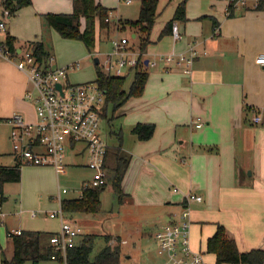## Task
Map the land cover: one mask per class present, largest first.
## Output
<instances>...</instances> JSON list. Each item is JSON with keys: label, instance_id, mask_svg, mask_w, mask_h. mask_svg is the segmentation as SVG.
<instances>
[{"label": "crops", "instance_id": "obj_1", "mask_svg": "<svg viewBox=\"0 0 264 264\" xmlns=\"http://www.w3.org/2000/svg\"><path fill=\"white\" fill-rule=\"evenodd\" d=\"M99 1L112 8L113 20L125 19L115 5L107 0ZM216 1H188L187 19L174 21L180 23L182 30V38L178 41L174 40L171 31L160 37L173 17L176 3L171 17L151 37L152 47H148L145 54L146 59L154 60L160 54L187 51L189 44L194 43L201 50L206 49L207 54L196 58L192 73H186L183 65L165 61L148 67L144 92L130 97L112 112L114 119L108 122L109 133L115 138L110 146L119 145L122 136V147L131 154L122 183L125 197L121 205L136 211L137 229H127L131 225L124 221L128 217L127 210L126 218H123L125 223L113 226L116 230L107 229L102 233L113 236L111 244L119 239L122 252L130 238L136 240L134 235L139 241H147L150 237L155 240V232L161 225L179 218L189 192L203 196V201H194L188 206L191 245L194 250L208 253L209 258L204 254L205 262L216 264V255L207 252V240L215 233L217 223L227 227L241 251L264 249V66L255 61L256 56L264 52V10L256 9L257 0L252 3L250 0L244 3L224 0L218 3L221 9L218 11ZM233 1L236 2L235 10L230 16L228 6ZM72 10L73 0H32L29 6L21 7L9 18L7 32L1 37L15 36L19 48L28 41L40 40L52 53L42 37L39 14L43 18L42 14L46 12ZM49 31L56 46L62 36L54 28ZM128 31L130 36L137 37L136 30ZM96 52L102 64L108 51L98 49ZM85 57L86 54L80 56ZM69 62L72 61L66 57L60 59L61 64L69 65ZM28 90L35 88L25 72L12 61L0 58V166L13 165L18 160L8 119L14 114H20L28 121L37 118L36 105L26 96ZM259 115L262 120L255 122L253 118ZM197 118L204 122L201 127L192 123ZM138 122L155 123L151 138L141 140L132 133ZM124 132H128V137L131 135L126 142ZM72 155L77 158L72 163L88 167L85 153ZM42 166L52 169L48 165ZM20 181L23 184L18 189V196L14 197V206H9L11 195H6L0 203V264L14 254L11 233L27 229L55 233L61 227L59 218L50 217L52 211L62 209L60 200L58 205L57 200L51 202V209L45 211L46 220L40 219L38 213L41 211H36L39 202L35 204L29 192L37 180L29 179L28 189L25 176ZM9 183L4 184L6 192ZM99 213L65 212V215L73 224L82 226L86 233H98ZM143 253L144 260L137 264H160L148 251ZM125 255L132 257L126 252Z\"/></svg>", "mask_w": 264, "mask_h": 264}, {"label": "built area", "instance_id": "obj_2", "mask_svg": "<svg viewBox=\"0 0 264 264\" xmlns=\"http://www.w3.org/2000/svg\"><path fill=\"white\" fill-rule=\"evenodd\" d=\"M124 1L133 3L134 0ZM3 2L0 0V58L12 61L25 72L35 88L28 90L26 96L34 101L37 111V118L33 121L25 120L20 114L8 119L16 158L24 164L52 165L60 173L65 170L69 153H85L93 175L84 182L83 187L105 185L108 182L105 158L110 147L102 130L106 91L95 80L70 81L69 73L80 67L79 61L58 66L54 54L42 58L28 47H20L18 55H13L5 38L1 37L3 33L6 34L8 20L13 15ZM237 2L244 3L245 0ZM171 34L175 41L182 38L179 22L172 24ZM129 41L128 37L112 39L111 50L105 53L106 58L100 63L106 74L124 75L138 65L139 51L131 49ZM204 54H207L206 49L201 50L196 44L190 43L187 51L160 54L154 60L148 59L146 65L152 67L160 61L176 63L183 65L185 72L190 74L196 58ZM255 61L264 66V52L258 54ZM253 120L260 122L262 117L255 116ZM192 123L196 127L204 124L200 118L192 120ZM68 191L66 188L59 191L60 202L62 194ZM194 201H203V196L195 192L187 193L179 218L170 219L155 232L157 253L163 264H207L203 252L194 250L191 245L188 204ZM50 217H57L61 221L59 231L50 236V243L56 250H62L65 256L67 248L74 246L84 231L81 226L70 222L62 209L52 211ZM16 232L20 233L21 230ZM64 264L69 263L65 260Z\"/></svg>", "mask_w": 264, "mask_h": 264}, {"label": "trees", "instance_id": "obj_3", "mask_svg": "<svg viewBox=\"0 0 264 264\" xmlns=\"http://www.w3.org/2000/svg\"><path fill=\"white\" fill-rule=\"evenodd\" d=\"M14 14L18 9L30 5L32 0H4L3 2ZM159 0H141L140 13L137 19L113 20L111 9L99 0H73L71 12H46L42 16L50 28H54L65 38L78 39L85 43L88 50L92 52L97 46V41H112L115 32L113 26L120 31L133 28L137 32L138 43L130 45L131 49L139 51V63L131 68L124 75L106 74L100 63L96 64V82L106 91V102L103 106V120L111 122L114 119L113 113L119 109L130 97L139 96L144 92L149 71L146 65L145 54L148 45L151 43V33L158 17ZM187 0H181L176 5L173 17L167 22L160 37L170 33L175 20L185 21ZM236 2L228 6V15H233ZM256 9L264 10V0H257ZM214 25L217 21L214 19ZM5 43L13 55H18L19 47L17 38L11 34L5 37ZM20 47H28L38 53L42 58L48 57L51 52L45 48L43 41H28ZM129 72H134L133 79L127 87ZM110 105L113 106L112 115L109 114ZM156 125L153 122H138L132 128V133L141 140H147L154 134ZM123 138L120 136L119 145L110 146L105 158V167L108 171V182L100 187H83L82 194L77 197L62 198V210L68 213L86 212L96 213L102 210V192L110 183L119 201H123L125 192L122 183L130 166L131 154L123 149ZM22 165L19 159L13 165L0 166V203L6 199L4 184L6 182H17L22 178ZM83 229V228H82ZM53 232L44 230L27 229L20 233H11L13 239L14 254L10 260L4 259L3 264H24L31 261L32 264H42L49 259L65 260L73 263H94V264H118L123 259L122 246L117 239L116 244H111L112 235H104L106 244L95 255L93 251L97 234H81L74 246L68 247L64 256L62 250H56L55 246L48 243V237ZM207 252L216 255V264H264V249L253 248L248 251H241L236 238L222 223H217L215 233L207 240Z\"/></svg>", "mask_w": 264, "mask_h": 264}, {"label": "rangeland", "instance_id": "obj_4", "mask_svg": "<svg viewBox=\"0 0 264 264\" xmlns=\"http://www.w3.org/2000/svg\"><path fill=\"white\" fill-rule=\"evenodd\" d=\"M181 0H159L158 4V17L156 19L155 25L153 27L151 37L156 35V32L159 31V29H162L163 22L169 19L171 16V12L173 11V6L178 3ZM189 0H187L188 3ZM220 1L224 0H217L216 4L220 3ZM140 2L141 0H134L133 3H127L124 0H107V3H110L112 5H115L117 8L116 10L119 12L121 16L125 19H137L140 13ZM250 3L253 2V0L249 1ZM238 4V3H237ZM241 5L240 3L238 6ZM29 6V5H26ZM25 7V6H24ZM23 8V7H22ZM218 11H221L218 5ZM116 13V12H115ZM117 14V13H116ZM39 25L40 30L42 31V37L45 38L47 45L52 49V53L55 55V61L58 66H65L68 64H61L60 59L66 57L68 60L73 61H80V70L73 71L71 74H69V79L72 82H83V81H89V80H95L96 79V67L94 58L95 56H98L96 51L99 49L101 52L109 51L111 50V42L108 41H97V46L95 50L90 52L85 45V43L78 39H71V38H65L62 36L60 38L59 43H56V46L54 44V40L52 36L50 35V27L47 25L45 19L41 17L39 14ZM42 18V19H41ZM162 20V21H160ZM160 21V22H159ZM181 21V20H179ZM159 22V23H158ZM157 24V25H156ZM133 29V28H130ZM135 30V29H133ZM112 31L115 32L112 37H124L129 36L130 41L132 44L138 43V38H133L130 36V33L128 30L126 31H120L119 28L113 26L112 24ZM61 35V34H60ZM61 37V36H60ZM131 44V45H132ZM99 46V48H98ZM149 49H151L152 44L148 45ZM86 54L85 58H80L81 55ZM79 55V56H78ZM72 62H69L72 63ZM79 67V68H80ZM134 72H129L127 77V83L133 79ZM113 106L110 105L109 108V114L112 115ZM114 123V121H113ZM116 126V125H115ZM115 126L114 129H115ZM102 130L103 135L106 138V141L108 144H112V141L115 140L113 136L110 135V126L108 125V122L106 120L102 121ZM4 131V130H2ZM128 132H124L125 135V142L127 139L131 138V135L128 137ZM131 134V133H130ZM74 160H77V158H74L72 153H69L66 157V166L64 167L65 170L63 172L58 173L54 166H51L52 169H49L50 167L46 166H39L37 164H24L23 165V176H25V184L28 187V180L33 178L37 180L36 185H33L31 191V199L36 204V202H39V207L36 208V211H41L38 213V216L40 219H47V216L45 214V211L50 210V204L53 203L54 200H57L56 204L58 205V195L59 191L63 188L68 189L69 191L62 194V198L64 197H77L81 194L83 189V184L86 180H90L92 178L93 172L91 169H89L87 166L83 164H75L72 163ZM23 181H17V182H10L9 183V190L8 192L5 191V195H11L10 199V207L14 206L15 199L14 197L18 196V190L21 186ZM15 193V194H14ZM13 195V196H12ZM39 195V198H38ZM102 199V210L97 215L98 216V222L96 225V231L98 233H92L97 234V238L95 241V245L93 248V251L91 253V259L93 261L95 255L104 247L106 244L105 241V233L107 229L110 230H116L113 226H120L121 222H126V224H131L130 226H126L127 229H137V223H136V211L132 208L129 210L127 205L122 206L121 202L119 201L117 195L115 194L112 186L110 183L107 185L105 190L102 192L101 195ZM38 204V203H37ZM137 209L136 207H134ZM119 210V212H118ZM128 210V217L123 221V218H126V211ZM119 218V219H118ZM43 219V220H44ZM53 220L52 218H49ZM58 220V218H55ZM124 222V223H125ZM43 223H46L45 221ZM82 227V226H81ZM83 234H87L86 230H84ZM100 233V234H99ZM134 238L136 240H133V238L129 239L128 244L123 245V259L118 264H137L141 263V261L144 260L143 256L144 253L148 251L151 254V257L159 262L162 263L161 257L157 253V245L156 241L153 237H150L147 241L144 240H137V236L134 235ZM48 243H50V237H48ZM115 242L114 244H116ZM121 244V243H120ZM203 247V246H202ZM128 249H132L133 251H129ZM204 249V247H203ZM130 254L132 255L131 258L127 257L125 255ZM206 258H209L208 253H204ZM46 264H63L60 261L57 260H45ZM208 264H212L209 261H206ZM24 264H32L31 261H27Z\"/></svg>", "mask_w": 264, "mask_h": 264}, {"label": "water", "instance_id": "obj_5", "mask_svg": "<svg viewBox=\"0 0 264 264\" xmlns=\"http://www.w3.org/2000/svg\"><path fill=\"white\" fill-rule=\"evenodd\" d=\"M94 61H95L96 64H97V63H100V58H99V56H95ZM145 62H146V64H148V59H146ZM58 86L61 87V84L59 83Z\"/></svg>", "mask_w": 264, "mask_h": 264}]
</instances>
